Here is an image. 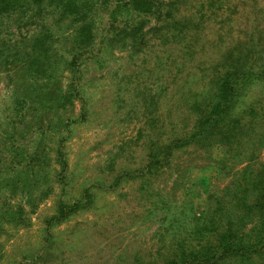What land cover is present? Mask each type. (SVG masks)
Returning a JSON list of instances; mask_svg holds the SVG:
<instances>
[{
	"label": "rangeland",
	"instance_id": "obj_1",
	"mask_svg": "<svg viewBox=\"0 0 264 264\" xmlns=\"http://www.w3.org/2000/svg\"><path fill=\"white\" fill-rule=\"evenodd\" d=\"M97 1L87 20L56 0L0 11V264H171L213 220L236 223L261 175L264 77L245 82L239 107L256 115L239 142L188 143L157 165L150 147L190 131L191 104L239 51L264 66V0H169L136 42L134 12Z\"/></svg>",
	"mask_w": 264,
	"mask_h": 264
},
{
	"label": "trees",
	"instance_id": "obj_2",
	"mask_svg": "<svg viewBox=\"0 0 264 264\" xmlns=\"http://www.w3.org/2000/svg\"><path fill=\"white\" fill-rule=\"evenodd\" d=\"M20 1V0H17ZM44 0H39L42 3ZM52 1V0H51ZM62 6V15L66 18L74 20H87L91 18L97 0H56ZM4 3L0 11H7L12 6L20 5V2ZM117 6L123 7L126 10L134 12V17L139 19L136 23L135 18L130 20L127 34L137 36V39H132L136 42L143 37L142 30L146 23V15L155 16L158 20L162 19V15H171L172 4L169 0L157 1L153 0H116ZM145 17V18H144ZM173 20V18H172ZM177 21V20H176ZM148 22V21H147ZM85 24L79 27L78 36L79 43L84 44V33H87ZM131 25V26H130ZM141 34V35H140ZM45 38L36 39L32 45L33 48H42V43ZM51 44V42H49ZM30 61L34 60L35 53L30 57ZM243 52H238L236 59H231L230 62L223 67L213 83L212 93L202 101L194 100L191 104L193 111V122L190 131L178 135H172L167 142H153L150 152L151 163L159 164L160 157L165 158L170 155L172 150L177 147H182L188 143L207 142H225L234 144L239 142V137L245 133L247 129L245 121H241L246 112H251L256 115L253 108L249 106L239 107L242 103V95L245 89L247 80L262 79L264 77V66H260L257 70L253 67H247ZM233 61V62H232ZM72 63V61L70 62ZM261 174L257 179L251 182L254 190L248 202L243 203V215L239 217L236 223H219L213 220L214 228L210 231V241L205 240L199 245L198 249L184 248L183 244H178L174 248L175 259L171 264H264V165ZM242 201V199H241ZM249 219L252 220V226L247 228L243 224ZM222 219H220L221 221ZM212 221V220H211ZM245 223V224H246ZM214 231V232H212ZM190 247H196L190 246Z\"/></svg>",
	"mask_w": 264,
	"mask_h": 264
}]
</instances>
